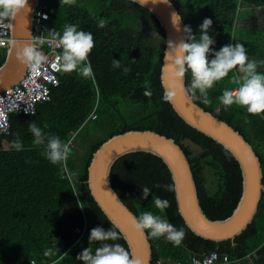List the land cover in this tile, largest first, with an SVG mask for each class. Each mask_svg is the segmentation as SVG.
Returning <instances> with one entry per match:
<instances>
[{"label":"trees","instance_id":"16d2710c","mask_svg":"<svg viewBox=\"0 0 264 264\" xmlns=\"http://www.w3.org/2000/svg\"><path fill=\"white\" fill-rule=\"evenodd\" d=\"M171 1L185 25L192 28L188 39L190 35L199 38V25L209 17L213 24L208 31L215 39L212 48L219 50L228 43L242 42L249 59L258 62L257 70L264 72V63H259L264 61V0H242L260 6V10L246 8L242 13L241 0ZM41 3L49 11L51 35L62 31L67 23L93 33L96 43L89 55L93 75L84 78L76 72L61 71L59 83L50 85L51 99L39 102L35 113H13L10 133L0 134V264H84L77 259L78 254L103 243H119L130 253L124 236L92 196L87 179L88 167L100 145L131 129L153 130L174 138L191 163L204 212L211 219L231 215L242 194L240 163L230 150L188 124L170 101L163 99L161 68L166 34L155 14L133 0ZM240 14L245 23L242 26L237 23ZM100 18L106 21L103 28L97 26ZM6 55L7 48H0V66ZM211 58L213 53H209ZM113 59L120 61L121 67L114 68ZM125 67L130 71L124 72ZM242 76L238 68L230 72L229 77L209 90L208 104L202 102V96L196 99L199 93H190L196 103L245 136L260 157L264 174V113L249 114L236 105L225 108L219 101L223 90L235 88L234 80ZM186 78L189 90L190 73H186ZM146 90L151 91L150 96L145 95ZM129 101L139 108L130 110ZM32 122L47 135H59L70 143L72 151L64 165L52 164L41 154L45 145L34 143L35 137L28 128ZM17 136L24 145L19 151L13 144ZM78 137L83 141L84 153L76 157L72 145ZM66 168L76 175L66 177ZM210 172L215 177L214 191L208 187ZM111 182L137 216L150 210L184 229L179 245L149 235L152 264L158 259L186 262L192 255L210 251L227 254L232 260L242 259L239 264H264V193L254 220L240 235L234 240L214 241L196 234L186 224L178 210L171 171L160 156L148 151L121 156L112 167ZM164 185L171 186V190ZM144 186L151 188L147 199L143 196ZM154 196L168 199L170 206L161 213L153 203ZM95 227L117 230L120 239L90 241Z\"/></svg>","mask_w":264,"mask_h":264},{"label":"water","instance_id":"95a60500","mask_svg":"<svg viewBox=\"0 0 264 264\" xmlns=\"http://www.w3.org/2000/svg\"><path fill=\"white\" fill-rule=\"evenodd\" d=\"M147 7L157 17L166 34V48L161 68V80L166 90L174 88L176 95L170 100L175 111L191 126L219 141L239 161L242 170V194L231 215L224 219H211L203 210L191 163L174 138L153 130L131 129L118 133L94 152L88 167V185L91 194L124 236L132 259L141 264H152L153 248L147 230L134 227V211L113 188L111 170L121 156L136 151H148L160 156L168 165L175 187L178 210L186 224L198 235L214 241L235 239L254 220L264 193L263 168L259 155L245 136L217 114L205 110L195 102L187 88L186 74L183 90L170 67L167 53L173 44L188 40L182 19L179 29L173 24L172 14L179 13L176 5L165 0H133ZM41 0H29V11L22 10L12 17V40L4 63L0 66V92L17 84L26 73L30 62H22L17 51L23 46L36 47L34 19ZM181 15V14H180Z\"/></svg>","mask_w":264,"mask_h":264},{"label":"clouds","instance_id":"9594fccd","mask_svg":"<svg viewBox=\"0 0 264 264\" xmlns=\"http://www.w3.org/2000/svg\"><path fill=\"white\" fill-rule=\"evenodd\" d=\"M168 2V0H165ZM169 3V2H168ZM256 6V5H254ZM260 6H256V10ZM29 11V0H0V18L15 17L20 11ZM183 17L179 13L172 14L173 24L179 29ZM106 21L98 19V27H105ZM213 20L206 17L199 25V38L190 35L187 41L182 40L178 45L173 44L171 51L167 53V59L171 61L170 67L174 71L175 78L179 81V86L183 90V81L186 73L191 75L189 91L196 99L203 97L202 102L210 103L208 92L218 82L229 77V73L234 69L243 73V76L234 80L237 85L235 88H225L219 101L225 108L233 105L246 109L249 114L264 113V72L258 71V62L249 59L247 48L244 43L237 41L235 44L228 43L219 50L212 48L215 39L209 34V28ZM245 25V24H244ZM184 31L191 34L190 25L184 26ZM52 40L55 41L58 48L62 49L56 56L59 68L64 72H76L79 76L88 78L93 75V68L89 55L95 47L94 35L91 31H86L79 25L67 23L63 30L52 34ZM209 53L213 57L209 59ZM17 57L22 62H30L35 70L47 58L33 46L26 45L17 51ZM259 63H264L261 61ZM114 68L121 67V62L113 59ZM130 71L125 67L124 72ZM145 95H151L150 90L145 91ZM176 95L174 88L166 90L163 99L170 101ZM29 131L35 137L36 145H45L41 154L52 164L64 165L72 151L69 142L61 139L59 135H47L44 129L37 123L32 122L28 126ZM47 142L45 144V136ZM76 135V133L74 134ZM16 150H22L24 145L22 139L17 136L13 141ZM160 187V185H156ZM168 190L171 186L164 185ZM151 188L143 187V196L147 199ZM153 203L162 213L170 206V201L166 198L154 196ZM134 227L143 232L148 231L152 238L164 237L174 245H179L185 235L183 228H177L162 215L153 211H143L139 216H133ZM120 239V233L117 230H105L103 227H95L91 230L90 241H117ZM77 259L82 260L84 264H141L139 259H132L130 253L119 243H103L101 246L93 248H84L78 254ZM154 264V263H153Z\"/></svg>","mask_w":264,"mask_h":264},{"label":"built area","instance_id":"2783aa9c","mask_svg":"<svg viewBox=\"0 0 264 264\" xmlns=\"http://www.w3.org/2000/svg\"><path fill=\"white\" fill-rule=\"evenodd\" d=\"M240 3L239 12L241 13L244 10L256 8V6L248 5L242 0ZM49 17L47 5L40 2L35 12L34 29H37V33L34 34V42L36 43L35 48L41 51L47 59L35 70L29 63L26 73L20 81L0 92V134L10 133V119L13 113H35L39 102L51 99L50 85L59 83L62 70L59 68L56 56L60 54L61 49L52 40L50 27L47 23ZM237 23L240 26L245 24L241 14L237 17ZM11 28V18H0V48L9 47L12 40ZM91 117L95 118L96 114H92ZM74 175H76L75 171L66 168V177H73ZM241 261L242 259L232 260L227 254L210 251L201 255H192L186 262L158 259L154 264H239ZM31 264L36 263L32 261Z\"/></svg>","mask_w":264,"mask_h":264},{"label":"rangeland","instance_id":"374dc122","mask_svg":"<svg viewBox=\"0 0 264 264\" xmlns=\"http://www.w3.org/2000/svg\"><path fill=\"white\" fill-rule=\"evenodd\" d=\"M151 34H155V31L151 30L150 31ZM63 71V70H62ZM129 104V109L130 110H137L139 108L138 105L132 103V102H128ZM218 107L216 108V112H218ZM86 131L88 130V128L85 129ZM80 137L77 138V140L74 139L73 141V145L72 147H74L77 151V153H75V156L78 157V154L81 155L84 153V146H83V141L79 140ZM189 145H191L192 147H195V149H197V147L195 145H193L192 143H190L189 141H186ZM215 181V177L213 176V174L210 172L209 173V183H208V187L210 188V190L214 191L216 188V185L214 183Z\"/></svg>","mask_w":264,"mask_h":264},{"label":"crops","instance_id":"0c3cea01","mask_svg":"<svg viewBox=\"0 0 264 264\" xmlns=\"http://www.w3.org/2000/svg\"><path fill=\"white\" fill-rule=\"evenodd\" d=\"M256 10H260V8L259 9H256Z\"/></svg>","mask_w":264,"mask_h":264}]
</instances>
